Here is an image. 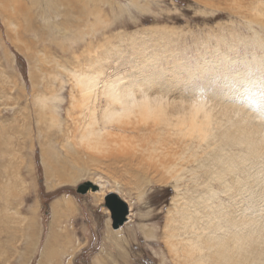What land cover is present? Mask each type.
Listing matches in <instances>:
<instances>
[{
  "label": "rangeland",
  "instance_id": "rangeland-1",
  "mask_svg": "<svg viewBox=\"0 0 264 264\" xmlns=\"http://www.w3.org/2000/svg\"><path fill=\"white\" fill-rule=\"evenodd\" d=\"M130 1L106 0L95 8L75 4L67 23L74 26V38L50 43L38 38V21L29 25L22 16L13 19L16 10L9 8L17 0H0V264H177L167 242V227L177 226L181 206L173 202L174 184L161 176L157 160L139 148L112 146L102 153L69 148L57 128H42L33 97L44 91L48 76L34 68L41 64L29 59L33 53L52 54L68 70L81 66L85 73L97 64L113 72L120 86L129 85L133 76L145 78L138 76L136 66L147 64V58L181 55L177 61L184 59L192 70L198 63L209 67L206 62L224 64L229 58L236 65L222 66L219 73L240 71L257 80L251 88L263 92L264 0H136L138 10L123 6ZM11 22L19 32L13 39L8 35ZM88 24L94 26L91 32ZM215 37L224 41L217 43ZM89 40V47L96 48L93 54L85 53ZM168 43L171 49L165 48ZM73 48L78 49L75 54ZM216 51L222 53L219 58ZM173 63L163 61L159 68ZM38 76H44L42 84ZM221 76L200 84L214 89L220 83L221 91L236 87L224 84ZM182 77L188 78L186 73ZM66 81L59 109L63 130L71 125L67 110L72 83ZM88 183L103 185L104 193L115 192L128 204L129 221L120 227L119 237L112 234V220L109 228L106 224L105 197L100 202L91 190L78 193Z\"/></svg>",
  "mask_w": 264,
  "mask_h": 264
},
{
  "label": "bare ground",
  "instance_id": "bare-ground-1",
  "mask_svg": "<svg viewBox=\"0 0 264 264\" xmlns=\"http://www.w3.org/2000/svg\"><path fill=\"white\" fill-rule=\"evenodd\" d=\"M17 1L13 2L15 7L9 8L12 12L16 10L13 19L22 16L29 25L38 21L41 24L38 38L50 43L59 38L64 41L74 38L71 31L74 26L67 23L75 4L95 8L106 3V0H25L23 5ZM108 3L113 7L112 2ZM123 6L137 10L141 7L136 0ZM4 10L7 13L8 9ZM24 10L25 13L21 12ZM88 14L86 22L93 16L92 12ZM13 26V22L8 23L15 33L8 31L11 39L19 35L18 28ZM87 27L91 32L94 26ZM85 38L82 36L80 40ZM215 41L224 40L215 37ZM261 42L264 50V40ZM90 44V40L86 42L85 53L93 54L96 48H90ZM165 48L172 47L168 43ZM73 49L75 54L78 49ZM216 54L219 58L222 53ZM180 57L147 58V64L136 66L138 76L145 78L138 80L133 76L129 85L120 86L114 81L117 76L113 72L108 74L97 64L86 73L81 66L68 70L52 54L35 52L29 59L41 64L40 68L35 65L34 68L48 76H38L41 84L45 79V89L33 97L38 124L46 130L57 128V133L67 138L64 143L69 148L84 146L102 153L112 146L125 145L133 150L139 148L157 160L158 168L164 171L161 176L167 177L176 189L173 202L181 205L177 226L170 223L167 227L169 251L177 264H264V85L260 93L250 87L257 80L240 71L226 70L220 74L222 66L236 65L234 59L227 58L224 64L222 60H211L206 62L209 67L198 63L192 70L184 59L177 61ZM163 61L167 65L174 62L173 67L159 68ZM214 64L215 69H211ZM146 71L151 76L146 77ZM184 73L188 78L183 79ZM161 74L170 78L164 79ZM219 75L224 84L236 87L221 91L220 83L214 89H209L207 83L200 84L212 82ZM66 78L72 83L67 110V122L71 125L66 122L63 130L59 109ZM133 81L142 83L137 86ZM55 84H59L58 89ZM42 132L39 128V134ZM96 186L99 192L93 194L100 201L113 193H104L103 185ZM107 213L110 215L108 210ZM119 229L112 228L115 237L120 236Z\"/></svg>",
  "mask_w": 264,
  "mask_h": 264
},
{
  "label": "water",
  "instance_id": "water-1",
  "mask_svg": "<svg viewBox=\"0 0 264 264\" xmlns=\"http://www.w3.org/2000/svg\"><path fill=\"white\" fill-rule=\"evenodd\" d=\"M91 190L95 192L98 190L96 185L90 183L82 185L78 188L79 194H86ZM105 208L110 212L112 220V228L118 230L129 221L130 208L127 203L123 201L119 195L111 193L105 197Z\"/></svg>",
  "mask_w": 264,
  "mask_h": 264
},
{
  "label": "crops",
  "instance_id": "crops-1",
  "mask_svg": "<svg viewBox=\"0 0 264 264\" xmlns=\"http://www.w3.org/2000/svg\"><path fill=\"white\" fill-rule=\"evenodd\" d=\"M100 202H101V201H100ZM104 211H105V213H104V214H106V215H107L108 213H107V209H106V208H104ZM108 216H109V217H108V219L106 220V224H107V225H108V222H107V221H109V218H110V220H111V217H110V215H109V214H108ZM108 228H109V227H108ZM112 231H113V230H112Z\"/></svg>",
  "mask_w": 264,
  "mask_h": 264
}]
</instances>
